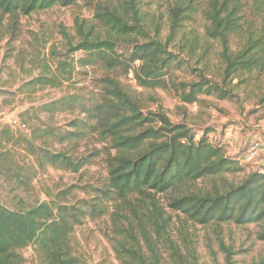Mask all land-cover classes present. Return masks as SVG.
I'll use <instances>...</instances> for the list:
<instances>
[{"label": "trees", "instance_id": "trees-1", "mask_svg": "<svg viewBox=\"0 0 264 264\" xmlns=\"http://www.w3.org/2000/svg\"><path fill=\"white\" fill-rule=\"evenodd\" d=\"M165 1L164 16L154 8L162 0H0V33L6 17L15 25L21 16L55 7L80 6L92 15L75 17V34L61 28L64 50L52 48L40 74L24 81L19 94L61 89L73 81L76 65L97 70L90 85L37 107L30 99L22 113L34 126L30 136L0 129V177L14 182V190L28 189L39 170L79 173L102 155L107 169L74 202L72 187L28 207L21 200L15 206L0 201V264H26L22 251L28 247L41 264H86L74 249L76 229L105 215L112 264H203L192 240L182 230L179 238L173 234V217L158 198L172 191L168 207L188 221L255 224L264 242V165L249 172L243 166L264 151L241 162L224 140L211 139L213 127L146 111V98L124 82L131 76L139 87L169 91L188 105L213 96L257 99L264 106V91L251 88L264 74V0ZM178 71L194 77L181 79ZM68 111L79 117L64 127L44 118ZM91 136L104 149L79 155V142ZM54 143L70 144L71 150L51 149ZM22 144L34 164L18 157L14 147ZM242 172V178H229ZM222 249L227 257L229 248Z\"/></svg>", "mask_w": 264, "mask_h": 264}, {"label": "rangeland", "instance_id": "rangeland-1", "mask_svg": "<svg viewBox=\"0 0 264 264\" xmlns=\"http://www.w3.org/2000/svg\"><path fill=\"white\" fill-rule=\"evenodd\" d=\"M165 0L154 8L159 15H166ZM164 6V7H163ZM92 19V15L86 8L74 6L70 8L55 7L52 10L37 12L29 16L19 17V22L14 25L9 17L3 21L4 33H0V129L9 127L16 135L30 136L34 126L22 115L23 111L32 104L34 99L37 105L51 101L64 95L75 87L83 84H91L92 78L97 74L95 68H81L76 65V72L72 82L61 89L48 88L35 96L23 95L17 92L20 85L37 76L42 71L41 65L49 58V51L53 49L63 51L65 37L61 32L64 27L69 33L75 34V17ZM166 18V17H165ZM16 28L17 35H13ZM179 78L194 77L189 72H177ZM256 84L251 88L257 93L264 91V74L260 76ZM133 89L138 90L144 98L146 111H164L175 120L181 121L185 117L191 123L202 129L213 127L210 134L214 141H225L229 153L235 157L243 158L249 146L259 141L264 145V106L257 99L243 102H230L219 100L213 96H201L200 103L188 105L177 95L163 89H144L139 87L135 80L129 76L125 81ZM156 98V99H153ZM79 117L77 112L59 113L50 119L44 116L48 122L64 127L69 121ZM17 118L27 125L21 128L12 123ZM44 119V120H45ZM39 124V123H38ZM43 126V124H40ZM200 131V130H199ZM201 134V132H200ZM76 152L80 155L88 154L96 149H104L95 136L79 142ZM15 145H13L14 147ZM70 144L54 143L51 149L71 150ZM7 147V146H6ZM11 147V146H10ZM24 144L15 146V152L22 161L33 164V156L28 155L23 149ZM101 151V150H100ZM105 151V150H104ZM264 165V153L256 163L245 164L246 172L262 168ZM107 173L105 157L102 155L81 169L79 173L70 170L58 169L48 166L45 170H39L31 187L22 189L15 187V183L0 177V201L15 206L16 202L26 207L40 201L49 199L48 195L55 196L59 191L72 187L74 193L70 200L86 197L83 188L86 184L96 185ZM244 176L243 172L230 179H238ZM158 195L167 212L172 215V230L175 238H179V231L188 241L192 240L197 255L203 264H263L264 242L257 238L258 227L255 224L239 226L234 222L222 225L211 224L208 226L190 222L185 215L174 212L168 207L169 195ZM110 232V219L105 215L101 219H88L83 225L77 227L73 237L74 249L86 264H112L115 261L113 248L108 241ZM183 244V241H181ZM229 248L230 254H225L222 244ZM26 264H41L40 259L32 247L22 251Z\"/></svg>", "mask_w": 264, "mask_h": 264}, {"label": "built area", "instance_id": "built-area-1", "mask_svg": "<svg viewBox=\"0 0 264 264\" xmlns=\"http://www.w3.org/2000/svg\"><path fill=\"white\" fill-rule=\"evenodd\" d=\"M12 123L16 124L17 126L21 127V128H26V124L20 122L17 118H13L12 119ZM263 150V144L260 143L259 141L253 143V145L251 146V148L249 149L248 153L241 158V162L244 161H253L254 159L257 158V156L260 154V152Z\"/></svg>", "mask_w": 264, "mask_h": 264}, {"label": "crops", "instance_id": "crops-1", "mask_svg": "<svg viewBox=\"0 0 264 264\" xmlns=\"http://www.w3.org/2000/svg\"><path fill=\"white\" fill-rule=\"evenodd\" d=\"M263 151H264V146H263Z\"/></svg>", "mask_w": 264, "mask_h": 264}, {"label": "water", "instance_id": "water-1", "mask_svg": "<svg viewBox=\"0 0 264 264\" xmlns=\"http://www.w3.org/2000/svg\"><path fill=\"white\" fill-rule=\"evenodd\" d=\"M1 127V126H0Z\"/></svg>", "mask_w": 264, "mask_h": 264}]
</instances>
